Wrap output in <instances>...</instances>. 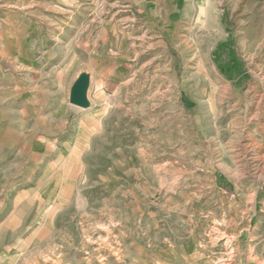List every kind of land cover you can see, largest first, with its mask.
Returning <instances> with one entry per match:
<instances>
[{"label":"rangeland","instance_id":"obj_1","mask_svg":"<svg viewBox=\"0 0 264 264\" xmlns=\"http://www.w3.org/2000/svg\"><path fill=\"white\" fill-rule=\"evenodd\" d=\"M228 262L264 264V0H0V264Z\"/></svg>","mask_w":264,"mask_h":264},{"label":"water","instance_id":"obj_2","mask_svg":"<svg viewBox=\"0 0 264 264\" xmlns=\"http://www.w3.org/2000/svg\"><path fill=\"white\" fill-rule=\"evenodd\" d=\"M90 85V76L87 73L81 74L71 89L70 103L77 107H87L88 88Z\"/></svg>","mask_w":264,"mask_h":264},{"label":"bare ground","instance_id":"obj_3","mask_svg":"<svg viewBox=\"0 0 264 264\" xmlns=\"http://www.w3.org/2000/svg\"><path fill=\"white\" fill-rule=\"evenodd\" d=\"M229 260V259H228ZM229 263V262H228ZM222 264V263H221ZM230 264V263H229Z\"/></svg>","mask_w":264,"mask_h":264}]
</instances>
